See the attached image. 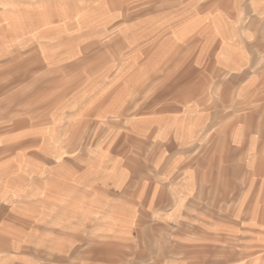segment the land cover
I'll return each mask as SVG.
<instances>
[{
    "label": "rangeland",
    "instance_id": "rangeland-1",
    "mask_svg": "<svg viewBox=\"0 0 264 264\" xmlns=\"http://www.w3.org/2000/svg\"><path fill=\"white\" fill-rule=\"evenodd\" d=\"M32 1L39 7L0 0V160L15 170L3 186L20 193L25 181L16 172L27 168L30 215L44 222L39 210L71 200L59 182L81 177L82 186L90 183L85 177L95 178L97 188L105 181L108 199L140 208L141 227L125 242L149 232L145 206L158 217L176 210L168 225L154 227L153 236L166 245L171 260L181 256V242L188 241L190 263L197 264L201 244L210 237L199 228V215L218 209L219 191L229 188V178L240 176L233 182L244 187L246 170L236 164L244 160L242 151L220 144L198 149L187 141L197 134L185 132V126L213 120L215 96L209 88L215 87L214 79L245 75L242 66L230 73L228 47L236 46L243 57L255 51L264 60V0L252 6L241 0H202L200 5L174 0L172 21L155 19L160 5L154 0H125V21L101 22L100 30L80 18L86 10L87 15L100 9L94 4ZM198 15L207 18L197 20ZM199 101L201 107L185 111ZM107 174L120 175V185H111ZM186 178L189 189L183 195ZM38 249L32 245L15 264H89L92 259L77 251L60 257ZM105 250L113 264L133 258L122 240H111Z\"/></svg>",
    "mask_w": 264,
    "mask_h": 264
},
{
    "label": "crops",
    "instance_id": "crops-1",
    "mask_svg": "<svg viewBox=\"0 0 264 264\" xmlns=\"http://www.w3.org/2000/svg\"><path fill=\"white\" fill-rule=\"evenodd\" d=\"M154 1L160 5L159 11H154L158 15L155 19L174 20L171 10L174 0ZM180 1L182 5L188 4V0ZM196 2L202 4V0ZM89 3L100 9L95 8L87 15L89 10H86L80 18L92 20V28L95 30L103 28L101 22H121L126 19L125 0H75V4L79 6ZM23 4L28 7H39L40 2L23 0ZM240 4L252 6L254 0H241ZM36 11L41 12L40 8ZM90 14L93 15L88 17ZM205 18L207 16L198 15L195 19ZM155 29L156 33L161 32L160 27ZM224 52L233 54L226 56L228 57L226 63L230 70H234L228 72L237 74L235 69L242 66L240 68H243L245 75L214 79L211 85L215 87L209 88L215 96L213 120L207 121L205 118L194 128L185 126V132L197 134L189 137L187 141L198 149L204 150L220 144L228 146L232 151H242L244 160L239 162L237 160L236 164L245 168L246 181L245 186L239 188L234 182L241 179L240 176L229 178L232 183L229 188L219 191L218 209L214 208L211 213L203 214L204 217L199 215V228L204 229L210 237L208 242L201 244L203 251L198 257L197 264H222L220 262L223 260L234 263L243 261L242 264H264V60L257 58L254 55L255 51L250 50H247L243 57L237 54L242 50L236 46H230ZM200 104V101L198 104L192 103L185 111L190 113L193 108L201 107ZM8 162L0 160V189L5 188L4 194L0 197V264H15V260H24L32 245L38 246L40 248L38 250L42 252L57 254L60 257L67 251L70 253L77 251L92 258L89 264L94 261L99 264H113L115 260L105 258L104 255L107 253L106 245L111 240H122L128 247V253H133L132 259L121 258L119 261L121 264H191L188 241L181 242L183 246L181 256L171 260L172 258H168L170 253L166 245L159 244L158 239L153 236L154 227L159 222L168 225L174 218L176 210L166 209L158 217L157 213L154 215L152 206L149 208L145 206L144 209L150 213L144 222L145 226L149 227V232L134 237L133 243L128 244L125 241L140 226L138 224L141 221L136 219L140 208L121 199L118 201L108 199L110 191L104 188L108 185L105 181L98 183L95 188V178L85 177L90 183L81 186V177H76L68 182H59L60 185L66 186L63 190L71 200L64 206L65 208L54 203L51 210H39L38 214L44 220L42 222L40 216L38 218L37 215L32 217L30 215L27 168L25 171L21 170V173L16 172L17 177L25 181L20 193H14L12 185L3 186L4 181L11 180L15 175L14 166L11 164L8 167ZM107 177L113 181L111 185L116 187L120 185V175L107 174ZM186 179H183L182 183L183 195L189 189V179ZM198 179H201V175ZM57 195H61V192L59 191ZM17 197L21 200L16 199ZM55 202H59V198ZM207 206L209 207V203L205 201L204 209ZM134 228L136 230H133ZM129 245L133 247L130 248ZM210 248L214 252L206 253V249ZM225 254L228 256H223Z\"/></svg>",
    "mask_w": 264,
    "mask_h": 264
}]
</instances>
